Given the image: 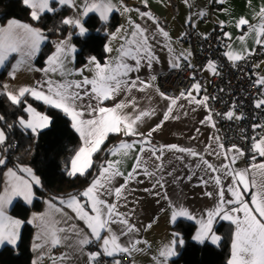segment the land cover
I'll return each instance as SVG.
<instances>
[{
  "label": "snow or ice",
  "instance_id": "snow-or-ice-1",
  "mask_svg": "<svg viewBox=\"0 0 264 264\" xmlns=\"http://www.w3.org/2000/svg\"><path fill=\"white\" fill-rule=\"evenodd\" d=\"M22 4L30 9V18L32 21L39 22L46 13H55L58 11L56 5L76 7L75 0H21ZM147 6V0H143ZM187 3L188 0H185ZM223 2V0H221ZM116 8L112 0H83V16L89 13H99L103 21L109 19V14ZM124 12H131L133 9L124 7ZM141 18L147 17L149 20H155L150 12H140L135 9ZM205 13H201L204 15ZM259 22L253 25L246 18H240L237 27L248 26L255 35V43L264 46V9H261ZM64 25H71L79 29V34L83 36L87 29L79 18L71 17L62 20ZM223 23V22H221ZM131 31L123 36L124 42L120 48L116 49L117 55L110 61L103 64L95 56L88 60V68L92 75H85V68L72 69L69 65L72 63L73 54L77 49L70 43L71 35L68 38L60 40L55 44V51L47 58L45 68H37L36 71L44 73L42 80L37 81L35 86H25L19 88L16 92L3 93L14 105H24L23 111L28 114V118H18L21 127L31 130L35 136H39L43 129L51 124V118L48 115L38 112L26 97L31 96L37 101H41L52 108L59 109L69 116L72 121V128L80 134L84 144L76 153L72 160L71 171L69 175H84L92 167V157L101 150V146L107 140L109 134L123 135L124 137H138V139L121 140L120 143L108 149V155L119 157L116 160H106L101 165V171L92 183L78 195L70 197L66 203L68 209L73 215H69L63 208H56L49 202V208L55 209L59 213L57 217L54 213L33 215L29 223H36L40 229L37 236L38 240H43L44 245L52 247L66 245L70 251L64 253L59 259L62 262L71 259L73 254H84V246L97 244L95 251L87 253L89 264H103L104 257H116L117 255H131L133 252H142L143 248H138L141 243L135 239V234L140 231L134 223H130L129 214L121 212L118 203H111L108 197H115L117 202L120 199L127 200L125 195L129 182L135 180L137 183L143 181L137 179L143 175L154 181L152 188L157 189L154 195H163L168 199L165 190L164 158L166 152L184 153L187 156L197 158L200 164L196 167L203 166L208 178L200 177V184L208 186L213 184L217 191L215 196L218 197L215 206L207 211L206 219L201 217L198 220L200 231L194 239L200 243L210 239L213 244L220 241L221 237L213 232V224L217 218L229 221L235 226L233 239L231 243V257L228 264H264V163H252L249 168L237 169L233 167L245 152L238 146L232 145L225 148L223 143H219V138H213V144H207L201 151L194 147H183L177 144H166L156 147L152 145L151 137L154 132L159 131L163 123H157L155 126H149L146 131L140 130L145 118L155 115V109L140 110L137 109V99L132 96L134 89L145 91L152 87L151 84L141 80L139 73L142 68L151 69L153 62L158 60L154 51L153 41L156 35L151 37L147 35L148 29L141 24L130 21ZM157 32L169 37V33L163 28H158ZM228 35V33H225ZM48 39L45 32L31 23L21 22L17 19H11L7 25L0 27V67L5 65L9 56L13 53H20L25 62L30 61L41 49V45ZM243 41L245 37L242 35ZM108 53L113 52L112 47H107ZM228 58L232 61H239L244 58L243 50L240 53L228 52ZM174 66H177L174 64ZM87 67V65H86ZM208 68L216 74V67L209 62ZM14 76L15 73L13 72ZM77 75L79 79H71ZM60 79H54V77ZM155 76L151 77L154 81ZM259 85L264 86V77L258 81ZM7 88V85L4 86ZM201 85L196 83L193 89L199 92ZM123 95L119 102L107 106L105 102L115 101L117 97ZM159 96L169 102L170 106L166 107V112L162 116V121L169 119H178L173 115L174 108L178 105V100L184 98L196 105H205L208 100L207 96L197 100L192 95V90L187 93H180L179 97H169L163 92ZM183 107V105H179ZM264 106V100L257 102L256 107ZM131 108L132 113L126 112L125 109ZM226 117L231 120L235 116L233 111H229ZM5 117L0 115V122ZM202 123H211L215 127L212 116L208 115L206 121ZM11 128V125H5ZM264 128V125H256ZM8 137L5 128H0V145H5ZM195 139V137H193ZM255 141V137H253ZM253 155L251 159L256 160V155L264 157V136L252 145ZM231 153V154H230ZM222 157L220 164L210 162L206 157ZM133 161L130 171L125 173L121 170L125 159ZM178 160H183V156H176ZM227 161V163H225ZM169 162H171L169 160ZM5 160L0 158V165ZM252 170L255 176L260 180L249 179ZM23 172L28 174L30 179H24L17 176L16 172L9 169L8 175L12 177V183L5 188L3 194H0V245H15L19 238V229L24 221L13 219L5 213V206L12 202L14 197H22L27 203H32L33 184L39 185L41 180L36 176L31 168L25 167ZM219 173V174H217ZM171 174L170 172L168 173ZM192 175L187 177L192 179ZM122 178L123 183L114 186L113 182L117 178ZM228 180L227 186L224 181ZM255 188V193L251 199H246L248 193ZM145 191H151L145 189ZM226 192L230 193V198L226 197ZM204 195L213 197L212 191H205ZM171 204L172 202L169 201ZM126 207V204H125ZM178 210H174L171 220L175 222L178 217H186L190 220L197 219L182 204L177 205ZM73 221L83 222V227ZM150 227V225H147ZM87 229L88 231H86ZM106 233V235H102ZM168 245H165L155 257V264H168L170 258L176 256V246L182 245L184 241L179 239L178 234ZM121 237H127L128 243H122ZM98 242V243H97ZM146 244L147 241H144ZM44 245L37 244L36 248ZM52 264H57V259L52 257ZM112 264H121V261L114 259Z\"/></svg>",
  "mask_w": 264,
  "mask_h": 264
},
{
  "label": "crops",
  "instance_id": "crops-1",
  "mask_svg": "<svg viewBox=\"0 0 264 264\" xmlns=\"http://www.w3.org/2000/svg\"><path fill=\"white\" fill-rule=\"evenodd\" d=\"M177 1L179 4V12L175 14L173 12V7L170 0H147V6H145L143 0H112L113 4L116 5V8L109 14V19L107 21H103L100 18L99 13L95 14L105 23L111 20L114 13H117L118 16H120V22L117 28H115L114 30L107 28L106 48L109 46L112 47L113 52L108 53L106 51L107 56L104 61H100L96 56L95 57L100 61L101 64H103L110 61L117 55V52L115 50L120 48L121 44L124 42V34L130 33L131 31L130 21L139 23L142 27H146L148 29V32L146 34L150 37L152 35H156V40L152 43L154 44V51L158 57V60L153 62V66L151 69L142 68L139 73L133 74L139 75L141 80H144L146 83L152 85V87L147 88L145 91H138L136 89L132 91V96L136 97L137 99L136 111L155 109V115L151 116L150 118L146 117L144 124L139 126L140 130L146 131L149 126H155L157 123L162 122L163 126L159 129V131L154 132L151 137L152 145L159 147L161 145L174 143L178 146L194 147L197 151H201L207 144H213V146L215 147L213 138H219L216 128L212 127L211 123L201 122L206 121L207 116L211 115L208 109V103L206 102V106L196 105L191 103L187 99L180 98L178 100V105L174 108L173 112V115L177 116L178 119H169L168 121H162V116L166 112V107L170 105L169 102L165 101L159 96V92H163L159 88V75L166 70H169L170 68L177 67L174 66V64L179 66L183 61L195 63V50L193 48V44L190 40H187L185 38V34L187 31H190L193 34L196 33L206 36L213 30V27L215 25L219 24L222 28L221 37L223 40L225 55L228 52L240 53L243 50V55L245 56L248 53L254 51L257 46V44L255 43L254 33H252L251 28H249L248 26L237 27V22L240 18H246L250 21L251 24L257 25L259 22L258 14L260 13L261 9H264V0H223V2H221V0H188L187 3L185 2V0ZM75 3L76 7H70V11L66 18H79L85 27L86 16L82 15L83 0H75ZM124 7L133 9V11L124 12ZM135 9H139L140 12H150L155 17V20H149L147 17L141 18V16L137 11H135ZM201 13L205 14L201 15ZM89 14H94V12ZM11 19L15 18H9L7 19V22ZM20 21L26 22L21 19ZM7 22L0 21V27L6 26ZM158 28H163L165 31H167L169 33V37L166 38L160 35L157 32ZM68 31V34L60 40L66 39L69 37V35H71L70 43L76 48V45L74 43V36L76 34H79V29L68 25ZM87 32L88 30L86 31V33ZM225 33H228V35H225ZM242 35L245 37L243 41L240 39ZM43 45L44 44L41 45V48L43 47ZM54 51L55 49L52 51V53ZM38 53L30 61L27 62H25V58H23L20 53H13L11 56H9L8 60L5 62V65L3 67H0V70H3L7 66L1 90H3L5 93L9 91L16 92L21 87L35 86L37 81L42 80V78L44 77V73L35 70L37 68H40L36 63V56L38 55ZM73 57L74 58L72 60V63L69 66L74 70L85 68L84 74L91 77L92 73L88 70V68L91 67V65H88V60L90 57L81 66L76 65V52L73 54ZM210 62L213 63L216 67L217 63L215 61L211 60ZM45 67H47V64H45L43 68ZM257 68H259L261 72L258 73L256 77L258 83L259 79L261 77H264V62L257 61V64L254 65L252 72ZM210 71L211 70L207 66V68L205 69V73L208 74L210 73ZM13 72L15 73L14 76L12 75ZM152 76L156 77L154 81L151 80ZM70 78L79 79L80 77L77 75H73ZM54 79L60 78L57 76L54 77ZM5 85H7V88L4 87ZM262 88L264 90V86H262ZM192 95L195 96L197 100L202 99L203 97L201 95V90L199 92H196L193 89ZM121 99H123V95L117 97L115 101H107L105 103L107 106H112V104L119 102ZM28 103L31 104L30 102ZM179 105H183V107H180ZM32 106L38 112L47 115L45 111L39 109L37 106ZM125 111L129 113L133 112L131 108L125 109ZM24 118H28L27 113L24 115ZM19 127L23 132H31V130L24 129L20 125ZM0 128H2L1 125ZM78 135L81 144L78 150L75 152V155L84 144V141L80 137L79 133ZM109 136H111V134H109ZM116 136L118 137L119 141L114 146L118 145L121 140L130 141L131 139H138V137H124L123 135ZM193 137H195V139H193ZM106 142L107 141H105L104 144ZM219 143H221L220 138ZM230 147L231 146L225 145L226 149ZM5 149V145H0V158H3L4 152H6ZM94 155L92 157V160L94 158ZM176 156H183L184 159L178 160L175 158ZM74 158L75 156L72 158V160ZM206 158L210 159V162L217 165L220 164L221 160L223 159L222 157H217L215 155ZM116 159H119V157L108 156L106 160ZM72 160L69 164L70 171ZM169 160L171 162H169ZM132 163L133 161L131 159L126 158L121 170L127 173L131 170ZM225 163H227V161H225ZM252 163H264V157H259L257 154L256 160L252 161ZM197 164H200L199 159L187 156V154L175 153V155H173V153L171 152L165 153V174L163 178L166 181L165 190L167 191L168 199H164L163 195H154V192L157 191V189L152 188L154 181L143 175L137 177V179L143 181L142 183H137L135 180L129 182L128 189L125 193V195L127 196L126 201L120 199L117 202L115 197L107 198L111 203H118L120 211L129 214L130 223H134L136 227L140 229V231L135 234L134 238L141 241V243L137 245V247L143 248L144 251L133 252L131 255H129L131 257L132 263L155 264L154 258L158 257L159 251L165 245H168L173 239L177 238V235L174 231V226L180 219L188 222L190 221L191 223L195 224V230L192 235L193 240L198 244H202L194 239L196 234L200 231V224L198 223V220L201 217L206 219L207 211H210L215 206V202L217 201L218 197L215 196V192L217 191L216 186H214L213 184L202 186L200 184V177L204 176L205 178H208V174L204 171L203 166L199 168L196 167ZM250 164L247 165L246 159H244L243 156L237 160L236 164L233 167L237 169H245L249 168ZM25 167L31 168L29 166L15 167L9 165L4 169L2 182L0 185V194H3L5 188H8L12 183L13 178L8 175L9 169L16 172L17 176L23 177L24 179H30L28 177V174L22 171V169ZM31 169L37 176L35 170L33 168ZM90 169L91 168H89L85 172V174H87ZM100 171L97 173L94 179L97 178ZM254 171L255 170H252L250 172L249 179H256L257 182H259L260 177L255 176ZM169 172L171 173L170 175L168 174ZM192 173H195V175L192 176L191 180H188L187 177L189 175H192ZM77 175L80 174L77 173ZM121 183H123V180L119 177L113 182L114 186H119ZM227 184L228 180H225L224 185L227 186ZM36 186V184H33V198L31 204L27 203V201H25L22 197H14L12 199V202L5 206V213L7 216L12 217L13 219L22 220L24 221V223L18 230L19 238L16 244L11 245L5 243L0 245V248H2L4 245H9L12 247H17L19 245L18 242H20L21 240V233L26 220L14 215L12 213V208L14 207L13 205L15 204V202L18 200H20L26 206L33 207L32 204L34 203V200L36 198ZM145 189H150L151 191H145ZM84 190H86V188ZM205 191H212L214 193V196L211 198L205 196ZM255 191L256 189L252 188V190L246 196V199L250 200ZM72 196L74 195L64 197L63 199L49 197L46 198L40 211L31 210L28 213L27 223L32 220L34 214L40 215L51 212L59 217V213H55L54 208H49V202L55 205L56 208H63L64 211L68 212L69 215H73L71 213V210L67 208L66 203H61V201H67ZM226 197L230 198V193L226 192ZM169 201H171L172 203L170 204ZM178 204H182L190 211L192 215L196 216L197 219L190 220L186 217H178L177 220L173 222L171 220V215L174 210H178ZM218 220L220 219L217 218L213 224V232L216 235H219V233L215 231V226L217 224L216 222ZM73 222L78 223L81 227L84 226L83 222ZM29 224L33 227L34 230L31 240V249L33 255L31 264H52V257H55L57 259V264H61L59 258L64 253H68L70 249L66 245H60L56 247H52L51 245H44L43 240L37 239V236L40 233V229L37 227V224ZM147 225H150V227H147ZM234 228L235 226L233 225L232 234H234ZM85 230L88 231L87 229ZM102 235H106V233H103ZM219 236L221 237V235ZM121 241L122 243L127 244L128 238L121 237ZM144 241H147V243L145 244ZM206 242L211 243L215 246L221 242V239L216 244H213L210 239L205 240L204 243ZM37 244H41L44 246L41 248H36L35 245ZM176 248L175 251L177 253ZM87 253V246H84V254H73L71 259L64 260L62 264H89V261L86 258ZM174 257L170 258L168 264H174ZM230 257L231 252L228 259H230Z\"/></svg>",
  "mask_w": 264,
  "mask_h": 264
},
{
  "label": "trees",
  "instance_id": "trees-1",
  "mask_svg": "<svg viewBox=\"0 0 264 264\" xmlns=\"http://www.w3.org/2000/svg\"><path fill=\"white\" fill-rule=\"evenodd\" d=\"M58 11L46 13L39 22L32 21L30 9L24 6L21 0H0V21L7 22L9 18L24 20L40 27L48 39L36 56V63L40 68L46 64V60L55 49V44L68 34V25L62 20L70 11L68 6L56 5ZM85 27L88 30L83 36L76 34V65L81 66L89 57L96 56L100 61L106 59L107 28L114 30L118 27L120 16L117 13L108 22H103L95 13L85 17ZM10 62V61H9ZM7 66L0 70V115L5 117L0 122L5 128L7 165L0 166V185L3 171L7 166L33 168L40 178L41 183L35 187L36 198L33 207L26 206L20 200L16 201L12 213L26 220L21 233V240L17 247L4 245L0 248V264H31L32 249L31 240L34 233L33 227L27 223V216L31 210L40 211L46 198L63 199L71 195L80 194L94 180L100 171L101 165L108 158V149L112 148L119 140L115 134H111L101 150L95 153L91 169L85 175H69V164L80 147L78 133L72 128L70 117L59 109L52 108L41 101L27 96L26 99L32 105L45 111L51 118V124L43 129L39 136L31 132H23L19 127L18 118L24 117V105H14L7 95L1 90ZM5 125H11L6 128ZM12 138L17 139L18 148L10 151L7 144ZM215 231L221 235L218 245L211 243L198 244L193 240L195 224L182 219L176 222L174 231L184 243L177 245V254L173 258L174 264H228L231 252L233 225L230 222L218 220Z\"/></svg>",
  "mask_w": 264,
  "mask_h": 264
},
{
  "label": "built area",
  "instance_id": "built-area-1",
  "mask_svg": "<svg viewBox=\"0 0 264 264\" xmlns=\"http://www.w3.org/2000/svg\"><path fill=\"white\" fill-rule=\"evenodd\" d=\"M170 2L173 12L177 14L178 1ZM221 31L219 24L206 36L187 31L185 38L193 44L195 63L183 61L178 67L161 73L159 88L169 97H179L182 92L193 91V85L199 83L201 95L208 97V109L221 143L240 147L245 152L244 159L249 165L253 161L252 145L264 136V128L256 127L264 125V106L256 107L258 100H264V90L256 80L257 74L261 72L259 68L252 72L257 61L264 62V46L257 45L243 59L231 61L225 55ZM211 60L217 63L216 74L212 71L205 73ZM229 111L241 118L229 120L225 115ZM17 142L16 138H12L7 144L10 151L18 148ZM95 250L97 244L87 245L88 252ZM114 259L120 260L121 264H134L129 255L123 254L116 258L104 257L103 264H112Z\"/></svg>",
  "mask_w": 264,
  "mask_h": 264
},
{
  "label": "water",
  "instance_id": "water-1",
  "mask_svg": "<svg viewBox=\"0 0 264 264\" xmlns=\"http://www.w3.org/2000/svg\"><path fill=\"white\" fill-rule=\"evenodd\" d=\"M3 159L5 160V163L0 165V166H6L7 165L8 158L7 157H3Z\"/></svg>",
  "mask_w": 264,
  "mask_h": 264
},
{
  "label": "rangeland",
  "instance_id": "rangeland-1",
  "mask_svg": "<svg viewBox=\"0 0 264 264\" xmlns=\"http://www.w3.org/2000/svg\"><path fill=\"white\" fill-rule=\"evenodd\" d=\"M195 58H196V56H195Z\"/></svg>",
  "mask_w": 264,
  "mask_h": 264
},
{
  "label": "clouds",
  "instance_id": "clouds-1",
  "mask_svg": "<svg viewBox=\"0 0 264 264\" xmlns=\"http://www.w3.org/2000/svg\"><path fill=\"white\" fill-rule=\"evenodd\" d=\"M5 156V155H4Z\"/></svg>",
  "mask_w": 264,
  "mask_h": 264
}]
</instances>
